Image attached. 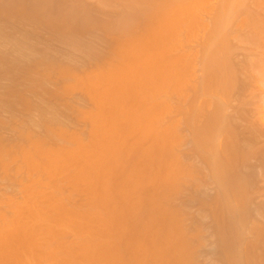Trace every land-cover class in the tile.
Here are the masks:
<instances>
[{
    "label": "bare ground",
    "instance_id": "6f19581e",
    "mask_svg": "<svg viewBox=\"0 0 264 264\" xmlns=\"http://www.w3.org/2000/svg\"><path fill=\"white\" fill-rule=\"evenodd\" d=\"M16 1L22 7L15 10L13 0L15 12L6 13L0 0V16L54 27L65 36L112 27L116 37L106 54H85L83 66L90 70L81 73L49 57L20 66L16 58L24 64L28 57L22 42L13 44L16 60L0 56L1 69L7 67L0 73L10 71V88L17 89L5 91L8 108L32 111L15 82L33 73V82L27 79L33 86L26 82L30 91L43 94L55 78L60 87L55 93L45 87L44 94L62 100L81 90L93 106L76 113L87 123V142L63 128L60 108L49 116L39 106L41 136L20 131L12 142L0 141V171L23 196L0 200L9 209V215L0 209V264H196L203 228L213 262L264 264V0H217L207 25L198 15L208 0H95V10L64 0L71 16L58 22L43 7L53 0ZM206 26L198 75L196 54L187 47ZM169 100L176 101L173 114L183 117L189 133L187 161L177 150L183 143L177 117L162 123ZM131 151V163L118 168ZM60 177L71 191H64ZM184 187L197 207L190 230L179 209L165 206ZM76 194L84 195L82 203Z\"/></svg>",
    "mask_w": 264,
    "mask_h": 264
},
{
    "label": "rangeland",
    "instance_id": "374dc122",
    "mask_svg": "<svg viewBox=\"0 0 264 264\" xmlns=\"http://www.w3.org/2000/svg\"><path fill=\"white\" fill-rule=\"evenodd\" d=\"M16 0H14V2H15ZM23 1L24 0H20V2H21V4H23ZM26 1V4H32V5H43V2H44V0L42 1V3H41V0L39 1V0H25ZM24 1V2H25ZM36 1V2H35ZM48 1H50V0H48ZM47 0L44 2L45 3V5L46 4H49V2H48ZM52 1V0H51ZM50 1V2H51ZM57 1V0H56ZM56 1H52L51 3H50V5H51V7L49 6V5H46V6H43L44 7V9H45V7H46V10L45 11H47L48 9L50 10V12H49V10L47 11V12H49V13H52L51 14V16L54 18H56V20L54 19V21H59L60 20V18H63L62 20L64 21L65 20V17L68 15L67 13H68V6L66 5V3L64 4V0H60V1H62L61 3H60V1H59V3H58V1L56 2ZM73 1V2H72ZM81 3H80V2ZM85 1H87V0H66L65 2H67V4L68 5H70L71 6V4L73 5V3H74V5H76V3H77V5L79 4V5H85V6H87L88 8H90V10L91 9H93L94 7H96V5H97V1L95 2V0H88L87 2H85ZM2 2H4V4L7 6H10V8H7L6 7V13H9V11L11 10V9H13V6L14 5H16V6H14L15 8V10H17L16 9V7L19 9V6L20 7H22L21 5H17V1L15 2L16 4H12L13 3V0L11 1V0H1V4H3ZM7 4H6V3ZM19 2V1H18ZM47 2V3H46ZM53 2H54V4H53ZM70 2V3H69ZM56 3H58V4H56ZM93 3V4H92ZM216 3H217V0H208V2L206 1V3H205V5H204V7L202 6L201 7V10H200V8H199V15H198V11H197V15H198V17H199V19L203 22L204 21V23L207 25V22H208V20L210 19V16H212V13H214L213 12V8H214V6H216ZM63 4L65 5V6H63ZM53 5V6H52ZM57 5H58V7L59 8H57ZM60 5V6H59ZM63 7H62V6ZM212 5V6H211ZM49 8H48V7ZM69 6V7H70ZM211 6V7H210ZM61 7V8H60ZM48 8V9H47ZM68 8V9H67ZM72 8V7H71ZM204 8V9H203ZM13 9V11L15 12V10ZM52 9V10H51ZM64 9V10H63ZM209 9V10H208ZM8 10V11H7ZM57 10V11H56ZM70 11H71V9H69ZM93 10H95V8L93 9ZM92 10V11H93ZM118 10H119V8H118ZM203 10V11H202ZM204 10L206 11L205 13H204ZM12 11V12H13ZM63 11V12H62ZM69 11V12H70ZM91 11V12H92ZM11 12V11H10ZM65 12H66V14H65ZM90 12V13H91ZM95 12V11H94ZM94 12H92V13H94ZM210 14H209V13ZM89 13V14H90ZM90 14L91 15V17H94V15L95 14ZM69 14H72V13H69ZM88 14V15H89ZM97 14V13H96ZM116 16H117V14L116 13H114ZM203 14H206V15H204L203 17H202V15ZM5 15V14H4ZM55 15V16H54ZM201 15V16H200ZM57 16V17H56ZM62 16V17H61ZM70 16L71 15H68L67 17L68 18H70ZM74 16V15H73ZM72 16V17H73ZM98 15H95V17H97ZM207 18H206V17ZM72 17H71V19H72ZM205 17V18H204ZM4 18H7V19H4ZM10 18V17H9ZM68 18H66V21H68V22H70V20L68 19ZM109 18V16H107V18L106 17H102L101 19H104V20H107ZM204 18V19H203ZM59 19V20H58ZM68 19V20H67ZM74 19V18H73ZM73 19H72V21H73ZM205 20H207V22L205 21ZM4 21V22H3ZM18 20H16V18H13V17H11L10 19H8V17H3V15L2 16H0V32H2V34H3V38H1L0 37V56H6V57H8L9 59H11V60H16L17 59V61L18 62H22V63H20L21 65L20 66H22V67H25V65L26 66H28V64L30 63V62H32V60H35V59H41L42 57L43 58H47V57H49V58H51V59H53V60H55V61H57L58 60V63H63V65H68V64H73L74 66H76V67H78V71L81 73V72H83L82 70H84V68H85V70H86V68L87 67H89V66H83L84 64H85V59H84V57H85V54L88 52V53H90V52H92L93 51V53H99V54H106L107 52H108V44H110L109 42H112L111 40H114V38L116 37L115 35V32H113V31H111L113 28L111 27V30L109 31H106V30H103V29H100V28H97L96 26L95 27H91L90 26V28H88V29H86L85 28V30H83V32L82 31H80L79 32V30L76 32L75 30V27H77V26H74L75 25V19H74V24H71V25H73L74 27V33H76V34H73V35H69V36H65V35H62L60 32H58L57 30L56 31H54V27L53 28H51V27H49V26H42V25H39V24H37V23H34V22H31V21H29V20H23V21H19V22H17ZM53 21V20H52ZM53 21V22H54ZM61 21V20H60ZM71 21V22H72ZM25 22V23H24ZM13 23V24H12ZM20 23V24H19ZM60 23V22H59ZM58 23V24H59ZM73 23V22H72ZM53 24V23H52ZM15 25V26H14ZM8 26V27H7ZM22 26V27H21ZM51 26H54V25H51ZM55 26H56V23H55ZM93 26V25H92ZM12 27V28H11ZM42 28V29H41ZM60 27H59V25H57V29H59ZM206 28H207V26L205 27V29H204V31H203V34H202V32L200 33H198L197 34V36L196 37H194V40H190L191 41V43L189 42V45H190V47H187V50L189 51V54L191 55V56H193L194 54H196V55H194L193 56V58H192V60H193V72H194V74H198L199 75V72H200V67H199V59H200V53L198 52V50H200V40H201V37H203V35H204V33L205 32H207V30H208V28H207V30H206ZM14 29V30H13ZM52 29H53V31H52ZM116 28L114 27V31H116L115 30ZM45 30V31H44ZM35 31V32H34ZM86 31V32H85ZM104 32V33H103ZM109 32V33H108ZM1 34V35H2ZM102 34V35H101ZM107 34V35H106ZM112 34V35H111ZM200 34H201V36H200ZM7 35V36H6ZM35 35H37V36H35ZM198 35H199V37H198ZM9 36V38L8 39H11L12 41H14V42H12L11 43V41L9 40V42L7 41V40H5V38H7ZM34 36V37H33ZM40 36V37H39ZM80 37V38H79ZM112 37V38H111ZM26 38V39H25ZM62 38V39H61ZM85 38V39H84ZM196 38V39H195ZM99 39V40H98ZM198 39V40H197ZM72 40V41H71ZM34 41V42H33ZM92 41V42H91ZM98 41V42H97ZM193 41V42H192ZM20 42H22L23 43V45H24V48L26 49V51L24 50V52H27V55H26V57H27V61H25L24 62V64H23V61H19L20 59H18V58H16V54H18L13 48H15L14 46H13V44H20ZM70 42V43H69ZM77 43V44H76ZM87 43V44H86ZM198 43V44H197ZM63 44V45H62ZM81 45V46H77V48H76V45ZM195 46H193V45ZM96 46V47H95ZM197 46H198V48H197ZM12 47V48H11ZM95 48V49H94ZM104 48V49H103ZM188 48H190V49H188ZM195 48V49H194ZM48 49V50H47ZM3 50H4V52H3ZM13 50V51H12ZM71 50V51H70ZM16 52V54H15V52ZM82 52V53H81ZM192 52H194V54L192 53ZM197 52H198V54H197ZM252 52H254L255 54H256V52H257V50H255V51H252ZM83 53H84V55H83ZM11 54V55H10ZM243 54V52H239V55H242ZM40 55V56H39ZM49 55V56H48ZM83 55V56H82ZM18 56V55H17ZM195 56H196V58H195ZM60 57V58H59ZM198 57V58H197ZM13 58V59H12ZM16 58V59H15ZM58 58V59H57ZM74 58V59H73ZM196 60V61H195ZM63 61V62H62ZM84 62V63H83ZM67 63V64H66ZM2 64V62H0V66H3V65H1ZM79 65H81V66H79ZM86 65V64H85ZM198 65V66H197ZM5 66V65H4ZM6 67V66H5ZM4 67V68H5ZM4 68H2L1 69V67H0V70L2 71V70H5ZM7 68V67H6ZM83 68V69H82ZM196 68H198V69H196ZM89 70H90V67L88 68ZM88 70V71H89ZM196 72H195V71ZM0 71V72H1ZM199 71V72H198ZM10 72V71H9ZM9 72L7 73V74H9ZM36 74H37V72H35ZM3 74V73H2ZM1 73H0V121L2 122H0V141H2V142H12L13 140H15L16 139V137H17V135H18V132H22V131H28V132H31V133H34L36 136H41L43 133H42V127L40 126H38L37 124H38V119H40V111H39V107H43V108H46L45 109V111H47L46 113L47 114H51L52 113V110H54V112H56V111H58V109H56V111H55V108H60V115L58 116L59 117V121H60V123L63 125V128L67 131V132H72V133H77L78 132V134L79 133H81V135H82V138H83V140H85L86 142H87V130H88V127H87V123L86 122H84L83 120H78V119H76V113L77 112H79V111H84V112H90L91 110H93V106H92V104L86 99V97H84L85 96V94H84V92L83 91H81V90H76V91H73V92H71V93H69V94H67L66 96H63L64 98H61L62 100H56V99H54L53 98V95H52V93H46V94H44V92H45V87H47V88H49L50 89V91L52 90V92L54 91V93L57 91L56 89H58L59 87H60V85L59 84H61V81H58V79H56L55 80V78H54V81H52V82H48V83H46V85L44 84V92H43V90H41L42 92H43V94H41V92H40V94H38L37 93V90L35 91L36 92V94H33V93H35L34 91L32 92V91H30V89L32 88H30L29 87V85L27 84V83H29V82H27L29 79H28V77H32L33 79L34 78H36L37 76H35L34 75V73H33V75L31 74V75H29V76H25V77H23L24 78V80H25V84L26 85H28V87L27 86H25L24 85V83L23 84H19V82L20 81H24L22 78V80H20L19 79V81L18 82H15V83H17L16 85H17V88H20L21 90H23L22 92H23V95H24V97L26 98V99H28V102L29 103H31L32 104V107H33V109H32V111L31 110H29V112L28 111H25V112H23V110H21L20 108H21V106L18 104V106L20 107H18V106H16L17 104H15V106H16V108H15V106H13L12 108H15V109H12L11 108V106L8 108V105H10L9 103H7L6 104V99H5V95H6V93H5V91L6 92H8L9 90H7L8 88H10V86H13L14 85V83L12 82V80L14 81V79H12V78H9L8 76H10V75H7V74H3L2 75ZM198 75H195L196 77L198 76ZM35 76V77H34ZM11 77V76H10ZM32 78H30V79H32ZM11 79V80H10ZM28 79V80H27ZM32 79V80H33ZM18 80V79H17ZM16 81V80H15ZM30 81V80H29ZM27 82V83H26ZM30 82H33V81H30ZM2 83V84H1ZM30 85H32L33 86V83L31 84V83H29ZM50 85V86H49ZM15 86V85H14ZM27 87V88H26ZM6 88V89H5ZM12 88H14L15 90H17L16 89V87H12ZM12 88H10V89H12ZM5 89V90H4ZM30 91V92H28V90ZM1 90H3V91H1ZM13 90V89H12ZM18 91H19V89H18ZM40 90H38V92H39ZM49 91V90H48ZM47 91V92H48ZM263 91V90H262ZM21 92V91H20ZM82 92V93H81ZM264 92V91H263ZM32 93V94H31ZM30 94V95H29ZM51 95V96H50ZM76 95V96H75ZM29 96V97H28ZM41 97V98H40ZM6 98H8V97H6ZM2 99H4V100H2ZM172 99V98H171ZM203 99H207V97H205V98H203ZM9 100V99H8ZM87 100V101H86ZM5 101V102H4ZM43 101H44V103H43ZM170 101V100H169ZM9 102V101H8ZM4 103V104H3ZM176 104V101H170L169 102V105L168 106H171L172 108H170L169 110H170V112L168 111L167 113H166V115L164 116V120H165V122H162L163 124H165L166 123V121H168L169 122V120L172 118V117H177L176 119H177V121H178V125H180L179 127H178V129L180 130V129H183V130H180V136H181V139H183L182 140V142L184 143H181V145L178 147V149L177 150H179V153L178 154H180L181 155V157H183L184 158V160H186V159H188V157H187V155L189 154V150H190V145H189V143H188V138L187 137H189V133H188V130H187V128L186 129H184V128H182V126L183 127H186L185 126V124L184 123H182V122H184L183 121V117L180 115V116H176V114H173V112L175 113V109L173 108L174 106H176L175 104ZM82 104H84V105H82ZM7 106V108H6V106ZM78 105V106H77ZM39 106V107H38ZM49 106V107H48ZM38 109V111H36V108ZM81 107V108H80ZM53 108V109H52ZM8 109H11L10 111L8 110ZM80 109V110H79ZM172 109V110H171ZM13 110V111H12ZM78 110V111H77ZM68 111V112H67ZM59 112V111H58ZM50 114H49V116H50ZM59 114V113H58ZM75 115V116H74ZM63 116V117H62ZM65 116V117H64ZM17 117V118H16ZM27 117V118H26ZM67 117V118H66ZM181 117V118H180ZM13 118V119H12ZM73 119V120H72ZM74 119H76V120H74ZM263 119V118H262ZM15 120V121H14ZM41 120V119H40ZM39 120V121H40ZM163 120V121H164ZM180 120V121H179ZM29 121V122H28ZM62 121V122H61ZM21 123V124H20ZM68 124V125H67ZM78 124V125H77ZM167 124V123H166ZM182 124V125H181ZM184 124V125H183ZM40 125V124H39ZM8 126V127H7ZM11 127V128H10ZM27 128V129H26ZM72 128V129H71ZM22 129V130H21ZM83 129V130H82ZM36 130V131H35ZM78 130V131H77ZM184 130H186V131H184ZM8 131V132H7ZM17 131V132H16ZM41 131V132H40ZM184 132H186V133H184ZM85 133V134H84ZM188 133V134H187ZM182 135L184 136V137H182ZM187 135V136H186ZM84 136V137H83ZM86 136V137H85ZM6 137V138H5ZM9 138V139H8ZM187 138V139H186ZM129 140V139H128ZM127 140V141H128ZM186 140V141H185ZM185 141V142H184ZM129 143H131V140H129L128 141ZM185 148H186V150H185ZM182 149H183V151L184 152H186V153H184L183 151H182ZM180 150H181V152H180ZM178 152V151H177ZM187 152H188V154H187ZM130 154H132V156H130ZM185 154H187V155H185ZM133 157H134V152H129V153H127V154H125V156H123V158H121V160L119 161V167L118 168H124V167H126V165L128 166L130 163H131V161H132V159H133ZM186 158V159H185ZM124 159H126V160H124ZM130 159H131V161H130ZM183 160V159H182ZM189 160V159H188ZM122 161V162H121ZM126 161V162H125ZM130 163H129V162ZM187 161V160H186ZM128 162V164H126ZM183 162H185V161H183ZM186 163V162H185ZM122 166H121V165ZM121 166V167H120ZM0 173H1V171H0ZM113 175V176H112ZM112 175H111V177H115V174H114V171L112 172ZM60 181H59V183H62L63 182V180H64V178H62V177H60V179H59ZM9 181V182H8ZM10 181L11 180H6V178H4L3 177V175H2V173L0 174V200L2 199V198H13V200H16V201H20L21 200V198L23 197L22 195H21V191H20V187H18V185L16 184V185H13L14 183H13V181H12V183H10ZM3 182V183H2ZM63 185V186H62ZM62 185H61V187H63V189L64 188H66L64 191H68V190H70V188H68V187H66V185L64 184V182L62 183ZM68 188V189H67ZM11 190V191H10ZM39 191H40V189H38ZM42 190H44V189H42ZM18 191V192H17ZM20 191V192H19ZM71 191V190H70ZM205 192H206V190H205ZM44 193H46L45 192V190H44V192H41V195H43ZM66 193H69V192H66ZM186 193H188V190L186 189V187H184L183 188V190L181 191V193H179V196L177 197V198H175V200H173L172 202H168V203H166L165 204V206H166V208L167 209H171V210H174V209H179V211H181V217H182V224H183V227L184 228H186V230H187V228H188V230H190L191 229V227H192V220H190V219H193V217H194V215H195V213H196V211H197V207H194L195 205L193 204V203H191V201H190V196H189V193L188 194H186ZM12 197H11V196ZM20 197V198H19ZM78 197V198H77ZM74 199H75V201H77V202H83L84 201V199H85V197H84V195L83 194H76L75 196H74ZM77 199V200H76ZM178 199H179V201H178ZM12 200V199H11ZM190 202H189V201ZM179 202V203H178ZM169 204V205H168ZM178 204V205H177ZM167 205H168V207H167ZM177 205V206H176ZM193 205V206H192ZM192 208V209H191ZM196 208V209H195ZM0 209H1V211L2 212H4V213H6V215H9V213L7 214V212H8V210L9 209H6V208H3L2 207V205L0 204ZM7 211V212H6ZM192 211H193V213H192ZM188 212V213H187ZM11 213V212H10ZM187 213V214H186ZM187 216V217H186ZM185 217V218H184ZM192 217V218H191ZM184 219V220H183ZM190 220V221H189ZM200 220V221H199ZM198 221L200 222V224H203L202 223V221H204V219H202L201 220V218H198ZM190 222V223H189ZM205 223H207L206 221H205ZM129 225V224H128ZM127 225V231H125V240H127L128 238H129V236L128 235H130L129 234V229H130V225L128 226ZM207 225V224H206ZM191 226V227H190ZM203 226H205L204 224H203ZM206 231L207 230H204V228H203V231H202V233H201V238L203 239V245H201L200 246V248L198 249V253H197V261H196V264H219V263H215V262H213L212 261V258H211V255L208 253V251H210V248L208 247V237L209 236H207V234L208 233H206ZM131 233H132V230H131ZM128 234V235H127ZM70 236V237H69ZM69 236H67V242H68V240H69V242H72V240H74V237L72 236V235H69ZM73 238V239H72ZM123 238H124V236H123ZM65 239V238H64ZM63 239V240H64ZM206 240V241H205ZM62 242H65V241H62ZM205 243V244H204ZM207 243V244H206ZM65 244H68V243H65ZM69 244H71V243H69ZM207 245V246H206ZM205 246V247H204ZM208 247V248H207ZM203 248V249H202ZM201 249V250H200ZM200 251V252H199ZM207 251V252H206ZM200 254V255H199ZM207 255V256H206ZM210 257H209V256ZM212 257H215V256H212ZM211 258V259H210ZM209 259V260H208ZM199 260V261H198ZM202 262V263H201ZM221 264V263H220Z\"/></svg>",
    "mask_w": 264,
    "mask_h": 264
}]
</instances>
